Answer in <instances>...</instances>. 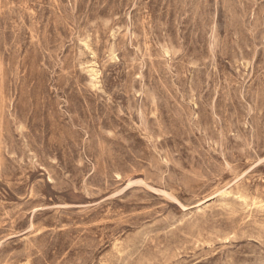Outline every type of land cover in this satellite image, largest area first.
<instances>
[{
	"label": "rangeland",
	"instance_id": "rangeland-1",
	"mask_svg": "<svg viewBox=\"0 0 264 264\" xmlns=\"http://www.w3.org/2000/svg\"><path fill=\"white\" fill-rule=\"evenodd\" d=\"M0 264H264V0H0Z\"/></svg>",
	"mask_w": 264,
	"mask_h": 264
},
{
	"label": "bare ground",
	"instance_id": "bare-ground-1",
	"mask_svg": "<svg viewBox=\"0 0 264 264\" xmlns=\"http://www.w3.org/2000/svg\"><path fill=\"white\" fill-rule=\"evenodd\" d=\"M145 185V184H144Z\"/></svg>",
	"mask_w": 264,
	"mask_h": 264
}]
</instances>
